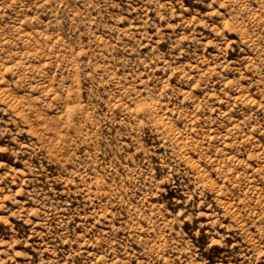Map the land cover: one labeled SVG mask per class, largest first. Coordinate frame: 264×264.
I'll return each instance as SVG.
<instances>
[{
	"label": "rangeland",
	"instance_id": "obj_1",
	"mask_svg": "<svg viewBox=\"0 0 264 264\" xmlns=\"http://www.w3.org/2000/svg\"><path fill=\"white\" fill-rule=\"evenodd\" d=\"M0 264H264V0H0Z\"/></svg>",
	"mask_w": 264,
	"mask_h": 264
}]
</instances>
